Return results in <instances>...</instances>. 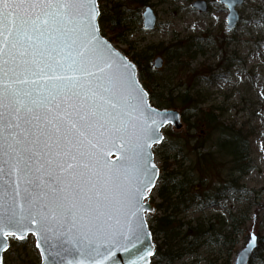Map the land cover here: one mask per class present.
Returning a JSON list of instances; mask_svg holds the SVG:
<instances>
[{
	"label": "snow or ice",
	"instance_id": "obj_1",
	"mask_svg": "<svg viewBox=\"0 0 264 264\" xmlns=\"http://www.w3.org/2000/svg\"><path fill=\"white\" fill-rule=\"evenodd\" d=\"M99 16L97 0H0V248L31 233L53 264H109L115 250L150 264L151 148L180 117L151 107ZM53 237L71 247L49 253ZM256 247L253 232L237 264Z\"/></svg>",
	"mask_w": 264,
	"mask_h": 264
},
{
	"label": "rangeland",
	"instance_id": "obj_2",
	"mask_svg": "<svg viewBox=\"0 0 264 264\" xmlns=\"http://www.w3.org/2000/svg\"><path fill=\"white\" fill-rule=\"evenodd\" d=\"M136 1L98 0L99 7L106 13L113 3L118 4L128 25L124 33L126 44L112 39L106 31L105 38H111L112 45L129 59L137 54L142 65L149 66V81L155 82V87L159 85L158 90L155 88L156 97L163 90L172 91L173 96L188 90L190 99L195 101V109L186 107L183 111L175 107L181 112L183 129L176 132L167 127L162 143L168 140L167 132L186 136L187 123L201 125L197 126L200 131H192L190 135H199L204 141L209 132L216 137L219 132L209 130L205 122H201L202 115L211 111L217 118V127L234 128L248 138L252 165V170L241 179V192L226 193L217 203L194 207L179 215L182 222H207L214 216L226 219L231 213L237 216L234 228L223 229V235L229 238L227 244L202 245L195 253L170 264H223L228 251V264H233L235 255L253 232L261 245L258 244L249 264H264V0H245L237 8L240 20L231 31L226 30L225 7L215 0H209L212 5L206 14L190 8L195 0H144V6ZM145 6L153 9L157 19L151 31L141 27V12ZM100 32L103 33L101 29ZM178 53L182 55L177 62H167V55L177 56ZM155 57H161L164 62L159 70L151 68ZM195 116L201 119L196 122ZM153 151L161 172L162 162L156 157L161 150L154 147ZM169 163H173L172 160ZM147 202L156 203L154 192ZM146 221L151 226L150 216L146 215ZM39 262L34 239L30 236L21 241L11 239L9 250L3 256V264ZM154 262H158L157 258ZM159 263L167 264L166 261Z\"/></svg>",
	"mask_w": 264,
	"mask_h": 264
},
{
	"label": "trees",
	"instance_id": "obj_3",
	"mask_svg": "<svg viewBox=\"0 0 264 264\" xmlns=\"http://www.w3.org/2000/svg\"><path fill=\"white\" fill-rule=\"evenodd\" d=\"M136 3L145 5L144 0H137ZM99 9L98 22L100 26L103 25V28L100 27L102 35L105 36L107 32L112 39L116 38L126 44L124 33L128 25L119 5L113 3L106 10L107 13L101 7ZM181 55L180 53L177 56L167 55V62L169 60L177 62ZM131 59L137 65L139 79L156 107H178L183 111L187 110L186 107H194L195 101L190 99L188 90L178 92L175 96L172 91L163 90L159 97H156L154 92L155 88L159 89V85L155 87L156 83L149 81V66L142 65L137 54ZM195 118L196 122L201 119L198 116ZM201 122H205L209 130L216 129L219 134L214 137L209 132L207 139L201 140L198 138L199 135H190L192 131H200L197 126L201 125L187 123L186 136L167 132V142L157 146V149L161 150L162 169L154 189L156 214L150 217V229L155 240L159 242L157 246L159 262L177 260L186 254H193L205 244L215 242L227 244L229 238L223 235V229L234 228L237 222L238 217L232 213L226 219L214 216L207 222L199 220L182 222V218L179 217L194 207L204 208L211 203H217L226 193L241 192V179L252 170L246 136L234 128L225 130L217 127V118L211 111L202 115ZM169 160L173 163H169ZM259 242L261 243V240ZM229 256L228 251V258ZM224 264H228V261Z\"/></svg>",
	"mask_w": 264,
	"mask_h": 264
},
{
	"label": "water",
	"instance_id": "obj_4",
	"mask_svg": "<svg viewBox=\"0 0 264 264\" xmlns=\"http://www.w3.org/2000/svg\"><path fill=\"white\" fill-rule=\"evenodd\" d=\"M97 2H98V0H97ZM216 2L218 4H220V5H223L226 8V10H227V15H226V19H225L226 28H227L228 31L233 30L236 27V25H237V23L239 21V14H238V11H237V7L241 6L243 4L244 0H235L234 5L232 7L229 6L227 0H217ZM190 8L192 10H195V11L199 12L200 14H205L208 11V5H207L205 0H196V1L192 2L191 5H190ZM233 13L235 14V18H233ZM96 23L98 25V18H97ZM155 25H156V16H155V14L153 12V9L147 6V7L144 8V12L142 13V28L144 30L151 31V30H153L155 28ZM106 41L109 42L108 40H106ZM110 45H111V47H113L114 50H116L119 54H121L126 61H128V62H130L131 64L134 65L136 78H137L138 84L141 86V83H140V81L138 79L136 65L132 61H130L124 54H122L120 51H118L111 43H110ZM162 65H163V60H162L161 57H156L153 60V62H152V68H154V69H160L162 67ZM147 99L149 100L148 97H147ZM150 105H151L152 108L157 109L159 111H165V110L174 111V112L178 113L179 117H180V119L178 121H173L171 123H167L164 126L159 128V130H158L159 131V135L162 137V139L160 140V142L155 143V144L152 145V148H151V152H152L154 146L159 145L163 141V139H164L163 131H164L165 128L171 127L174 131H180V130L183 129V122H182L181 112L179 110L174 109V108H157V107L153 106L151 104V102H150ZM152 155H153V152H152ZM119 158H120L119 152L117 151L116 148H113L112 151H111V154L108 157V159L110 161H112L113 163H116L119 160ZM153 163L155 164L154 157H153ZM156 170H157L159 175H158V178L155 180V187H156V184H157L159 176H160V169H159V167H157V165H156ZM155 187H153L150 192L146 193V198L142 200V204L144 205L145 209L149 205H150L151 209H154V211L141 210L140 215L143 216L145 222H146L145 215L146 214L149 215V216L153 215L155 213V210H156L155 204L149 203V202L144 204V202H146L149 199L150 195L153 193V190L155 189ZM262 207L264 208V204L262 205ZM146 226L149 229L147 222H146ZM251 234L252 233L249 234L247 242L245 243L243 248L248 243ZM27 235H32L35 238V246H36L37 245L36 236L31 234V233H28V234L25 235V237ZM0 243H3V242H0ZM6 243H7V241H6ZM150 243H152L154 245L155 249H156L155 243L153 242V236L151 237ZM61 247H71V246L66 244L63 239L56 238V237H53L52 239H50L48 241L47 245H46V249L48 250L49 253L58 251V250L61 249ZM257 247H258V239H257ZM257 247L255 248V250L257 249ZM242 249H240L237 252V254L235 255V257L233 259V264H237V255H238V253H240L242 251ZM37 250H38V253H39L40 259H41L40 264H53L54 260H58L59 259L58 257L52 256V255H47L46 256L44 254V251H42L39 248H37ZM255 250H254V252H255ZM3 251L4 250L2 248H0V264H2L1 263V254H2ZM253 253H252V255H253ZM126 255L127 254H125L122 250H115L114 253L109 257V264H112V262H115V264H123ZM252 255H251V257H252ZM251 257H250V259H251ZM75 258L79 259V255L76 254ZM151 258H149L150 262H151ZM250 259L248 261V264L250 263Z\"/></svg>",
	"mask_w": 264,
	"mask_h": 264
},
{
	"label": "bare ground",
	"instance_id": "obj_5",
	"mask_svg": "<svg viewBox=\"0 0 264 264\" xmlns=\"http://www.w3.org/2000/svg\"><path fill=\"white\" fill-rule=\"evenodd\" d=\"M244 2H245V0H244ZM243 2V3H244ZM144 12V10L141 12V27H142V13ZM206 14V13H205ZM156 16V15H155ZM98 20H99V18H98ZM239 20H240V17H239ZM99 23V22H98ZM156 23H157V19H156ZM238 23H239V21H238ZM237 23V24H238ZM156 26V25H155ZM143 29V28H142ZM144 30V29H143ZM226 30H227V28H226ZM145 31H147V30H145ZM228 31V30H227ZM110 42V41H109ZM111 43V42H110ZM141 82V81H140ZM141 86L143 87V85H142V82H141ZM144 88V87H143ZM145 89V88H144ZM147 92V91H146ZM148 93V92H147ZM148 98H149V95H148ZM172 129V128H171ZM173 130V129H172ZM174 131V130H173ZM177 132V131H176ZM153 152V157H154V162H155V152L154 151H152ZM156 157H158L160 160H161V162H162V156H161V154H158ZM32 237L33 239H34V246H35V238L32 236V235H27L25 238H27V237ZM24 238V239H25ZM11 239H15V240H17V241H21V240H18L17 238H15V237H9L8 239H7V245H8V247H7V250H4L3 252H2V254H1V263L3 264V256L5 255V253L9 250V247H10V240ZM153 242L155 243V246H156V248H157V246L159 245V242L158 241H156L155 239L153 240ZM35 248H36V246H35ZM36 250H37V248H36ZM37 252H38V250H37ZM38 255H39V253H38ZM39 257H40V255H39ZM40 261H41V259H40ZM225 261H228V263H229V258H226V260ZM225 261H224V263H225ZM223 263V264H224ZM38 264H40V262L38 263ZM212 264V263H211Z\"/></svg>",
	"mask_w": 264,
	"mask_h": 264
},
{
	"label": "flooded vegetation",
	"instance_id": "obj_6",
	"mask_svg": "<svg viewBox=\"0 0 264 264\" xmlns=\"http://www.w3.org/2000/svg\"><path fill=\"white\" fill-rule=\"evenodd\" d=\"M207 5H208V10L210 9V5H212V2L209 1V0H205ZM164 63V62H163ZM155 258H157V261H158V256L156 255L152 260H151V264H160L159 261L158 262H154L155 261ZM173 260H166L167 264H170Z\"/></svg>",
	"mask_w": 264,
	"mask_h": 264
}]
</instances>
